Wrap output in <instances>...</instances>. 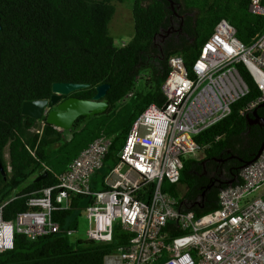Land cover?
Masks as SVG:
<instances>
[{
  "label": "trees",
  "instance_id": "obj_1",
  "mask_svg": "<svg viewBox=\"0 0 264 264\" xmlns=\"http://www.w3.org/2000/svg\"><path fill=\"white\" fill-rule=\"evenodd\" d=\"M122 1L0 0V163L4 168L3 174L0 171V204L9 201L3 218L12 219L27 209L33 192L55 182L52 172L65 171L102 132L111 136L103 164L93 174H100L102 187L97 188L93 175L91 183L93 189H105L103 179L118 161L132 123L150 103L165 100L161 84L168 72V58L181 55L190 71L220 19L228 20L245 44L264 28V15L250 12L249 0H133V35L117 46L108 24L115 11L113 2ZM236 67L248 93L231 105L229 114L194 135L200 156L183 158L178 184H162L179 197L181 209L197 216L217 207L222 188L241 181V169L254 159L264 139V126L250 123L254 108L243 110L259 90L247 68L242 63ZM56 81L87 83L74 91L76 97L85 99L95 93L96 85L108 83L102 98L107 108L77 117L67 130L43 117L41 133L32 131L41 120L23 115L21 105L49 98ZM256 112L264 119V105ZM96 116L102 119L90 132L85 120ZM105 125H115V130L108 131ZM43 164L48 167L47 175L36 181L45 170ZM181 185L185 187L182 194ZM152 186H145L146 191ZM91 202L88 196L73 195L68 209L54 213L59 232L34 240L16 235L13 247L0 251V264H104L105 256L127 244L132 234L116 224L109 242H70L66 230L73 228L71 216L77 218ZM173 227L168 222L164 230L170 232Z\"/></svg>",
  "mask_w": 264,
  "mask_h": 264
},
{
  "label": "built area",
  "instance_id": "obj_2",
  "mask_svg": "<svg viewBox=\"0 0 264 264\" xmlns=\"http://www.w3.org/2000/svg\"><path fill=\"white\" fill-rule=\"evenodd\" d=\"M248 9L264 15V0H249ZM237 63L259 90L243 110L253 109L264 101V28L245 44L231 23L220 19L190 71L181 55H171L161 84L165 100L150 103L132 123L118 161L103 179L106 188L93 189L91 183L111 144V136L102 132L65 171L52 172L55 182L33 192L27 209L5 219L9 201L0 204V251L11 249L16 235L34 240L59 232L54 213L68 209L71 197L81 194L92 199L84 208L87 240L111 241L116 224L132 234L104 264H264V146L241 169V181L222 188L217 207L204 214L181 209L179 197L162 187L163 181L178 184L183 158L197 155L194 135L229 114L248 93ZM43 125L41 120L31 130L41 133ZM148 184H153L149 192ZM168 222L174 224L170 232L164 230Z\"/></svg>",
  "mask_w": 264,
  "mask_h": 264
},
{
  "label": "water",
  "instance_id": "obj_3",
  "mask_svg": "<svg viewBox=\"0 0 264 264\" xmlns=\"http://www.w3.org/2000/svg\"><path fill=\"white\" fill-rule=\"evenodd\" d=\"M170 5L172 10L175 11V6L172 1H170ZM87 86V83L79 82H53L51 86V95L49 96V98L23 101L21 105V113L36 120H41L44 117L47 123L53 125L58 129H70L77 117L92 116L94 114L102 113L108 106V103L102 100V98L106 94L107 89L109 88L108 83H100L96 85L95 93L89 99L79 98L76 96H68L62 98L64 95H69L70 93ZM56 102H58L56 109L46 110L48 104H53ZM263 105L264 101L260 102L252 110V117L250 119V123H259L264 126V119L260 118L256 112L257 107ZM263 146L264 139L254 159L259 155ZM251 161H249L248 163H250ZM0 171L2 174L4 173V168L1 163ZM46 175L47 171L44 170L35 178V180L37 181L45 177Z\"/></svg>",
  "mask_w": 264,
  "mask_h": 264
},
{
  "label": "rangeland",
  "instance_id": "obj_4",
  "mask_svg": "<svg viewBox=\"0 0 264 264\" xmlns=\"http://www.w3.org/2000/svg\"><path fill=\"white\" fill-rule=\"evenodd\" d=\"M132 2L133 0H123L122 2H113L115 6L114 14L108 24V30L110 35L113 37L114 42L117 46H121L127 43L133 35V20H132ZM129 102L126 104L128 105ZM102 117L96 116V118H87L85 121H89V125L91 127L90 132L93 130L96 121L101 120ZM115 125H105V129L115 130ZM69 132L66 135L69 136ZM6 152V150H5ZM200 154L197 153L195 157H199ZM5 160L7 161V153H5ZM93 179L96 183L97 188H101V176L97 174L93 175ZM180 194H182L185 190L183 185L180 186ZM71 220H75L73 229L75 231L72 235L69 236L70 242L74 243L78 240L83 241L86 239V229L88 228V220L85 216L84 209L80 210V215L77 218L71 216Z\"/></svg>",
  "mask_w": 264,
  "mask_h": 264
},
{
  "label": "flooded vegetation",
  "instance_id": "obj_5",
  "mask_svg": "<svg viewBox=\"0 0 264 264\" xmlns=\"http://www.w3.org/2000/svg\"><path fill=\"white\" fill-rule=\"evenodd\" d=\"M68 96H76V95L74 94V92H72L69 95H64L62 98H65V97H68ZM58 102L53 103V104H48L47 107H46V110H48V109H56V106H57Z\"/></svg>",
  "mask_w": 264,
  "mask_h": 264
}]
</instances>
